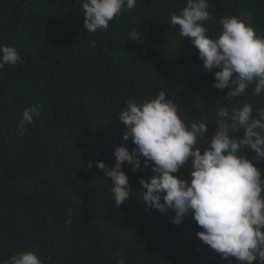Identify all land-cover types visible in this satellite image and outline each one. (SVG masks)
<instances>
[{
    "label": "trees",
    "instance_id": "obj_1",
    "mask_svg": "<svg viewBox=\"0 0 264 264\" xmlns=\"http://www.w3.org/2000/svg\"><path fill=\"white\" fill-rule=\"evenodd\" d=\"M210 3L209 36L218 34L225 15L264 36V0ZM184 4L137 0L106 31L88 33L80 0H0V44L24 60L0 71V260L32 251L43 264H118L120 254L125 264H235L196 237L202 229L191 216L174 225L171 210H146L139 178L147 179L150 167L133 173L122 165L133 193L119 207L110 180L87 168L90 160L111 167L116 146L131 152L116 119L129 98L140 103L164 90L186 124L204 122L206 137L214 135L226 90L212 87L213 73L203 71L198 50L169 23ZM133 29L138 41L127 37ZM241 99L264 108V96L248 91ZM32 106L40 115L21 137L18 121ZM256 166L264 176V161ZM188 171L180 170L182 178Z\"/></svg>",
    "mask_w": 264,
    "mask_h": 264
},
{
    "label": "clouds",
    "instance_id": "obj_2",
    "mask_svg": "<svg viewBox=\"0 0 264 264\" xmlns=\"http://www.w3.org/2000/svg\"><path fill=\"white\" fill-rule=\"evenodd\" d=\"M136 4L137 0H80L83 29L88 33L106 31L114 17L131 12ZM210 8V0H185L178 12L170 14L169 23L198 50L203 71L213 73L212 87L226 90L221 96L226 106L217 110L214 135L206 137L209 125L204 122L186 124L164 90L140 103L129 98L116 119L124 125L123 139L131 140L134 147L131 152L124 146L114 147L111 167L90 160L87 168L95 166L103 172V179L110 180L111 200L119 207L133 193L122 165H131L133 173L142 170V165L150 167L152 174L139 178L146 210H171L174 225L191 216L202 229L196 237L221 259L264 264V176L256 166L264 161V108L241 99L248 91L252 96H264V36L235 15L220 17L218 34L209 36L206 25L215 19ZM127 37L138 41L140 31L133 29ZM90 46L94 48L95 41ZM23 63L14 47L0 44V71L6 65ZM39 115L38 107L25 108L17 134L24 136ZM249 151L253 153L250 159L246 158ZM185 167L187 179L180 174ZM64 223H72L71 209ZM0 264L43 261L32 251H22ZM118 264H125L123 254Z\"/></svg>",
    "mask_w": 264,
    "mask_h": 264
}]
</instances>
